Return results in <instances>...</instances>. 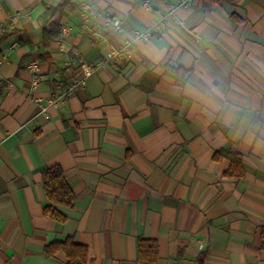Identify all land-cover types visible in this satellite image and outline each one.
Segmentation results:
<instances>
[{
  "label": "crops",
  "instance_id": "crops-1",
  "mask_svg": "<svg viewBox=\"0 0 264 264\" xmlns=\"http://www.w3.org/2000/svg\"><path fill=\"white\" fill-rule=\"evenodd\" d=\"M61 1L0 0V264H66L44 249L70 236L92 264H138L140 239L156 264H264V0H75L43 43ZM229 149L241 178L214 158ZM55 165L64 222L43 212Z\"/></svg>",
  "mask_w": 264,
  "mask_h": 264
},
{
  "label": "trees",
  "instance_id": "trees-1",
  "mask_svg": "<svg viewBox=\"0 0 264 264\" xmlns=\"http://www.w3.org/2000/svg\"><path fill=\"white\" fill-rule=\"evenodd\" d=\"M220 0H205L207 6L218 3ZM77 9L75 0H62L57 6H47L44 13V19L50 29L44 30L43 43H48L53 37L60 33V17L72 13ZM236 22L240 19L233 16ZM3 36L2 39L6 38ZM191 69L183 67H168L166 74L174 78L178 83L184 85L191 75ZM4 82L0 83V97ZM214 158L219 160L227 158L230 160L228 175L241 178L245 175V166L243 156L238 150H219ZM42 185L47 197V204L44 207V215L56 221L64 222L67 215L58 207L72 208L76 202V195L69 186L63 168L58 165L45 169L42 173ZM264 236V230H263ZM58 251L66 254V264H92L93 256L89 246L77 243L73 237H67L64 240H55L48 244L44 249V254L48 257L54 256ZM159 257V245L154 239H140L138 241V264H156ZM202 264V260H201Z\"/></svg>",
  "mask_w": 264,
  "mask_h": 264
},
{
  "label": "built area",
  "instance_id": "built-area-1",
  "mask_svg": "<svg viewBox=\"0 0 264 264\" xmlns=\"http://www.w3.org/2000/svg\"><path fill=\"white\" fill-rule=\"evenodd\" d=\"M187 1L188 0H182L181 2L184 3V2H187ZM113 22H114V25L117 28L120 27V19L119 18L115 19ZM70 33H71V30L67 26H65V25L62 26L61 33L59 35V40L62 41L64 39H66L67 36ZM123 56H124V54L120 50H118L116 48H110L109 49L108 59L114 60V61H119V60H121L123 58ZM95 69H96V66H94V65H85L83 67L84 76H90V75H92L94 73ZM32 70H33V73H34V76H33V84L35 86H37L39 84L40 80H41L39 66L36 63H34L32 65ZM64 97H65V92L61 96H59L58 98H62L63 99ZM43 110L46 111L47 108L46 107H43Z\"/></svg>",
  "mask_w": 264,
  "mask_h": 264
}]
</instances>
